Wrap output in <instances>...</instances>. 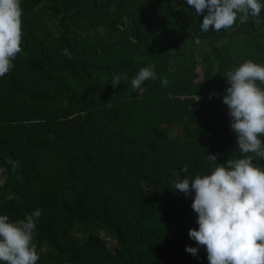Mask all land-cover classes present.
<instances>
[{"label": "trees", "instance_id": "1", "mask_svg": "<svg viewBox=\"0 0 264 264\" xmlns=\"http://www.w3.org/2000/svg\"><path fill=\"white\" fill-rule=\"evenodd\" d=\"M21 7L23 54L0 77V215L15 222L41 211L37 264H209L189 237L199 227L195 193L174 181L211 174L208 154L217 164L244 157L222 98L229 71L264 66V8L205 33L207 10L197 15L187 0ZM149 65L157 79L132 90ZM253 164L264 169V158Z\"/></svg>", "mask_w": 264, "mask_h": 264}, {"label": "clouds", "instance_id": "2", "mask_svg": "<svg viewBox=\"0 0 264 264\" xmlns=\"http://www.w3.org/2000/svg\"><path fill=\"white\" fill-rule=\"evenodd\" d=\"M197 15H204L201 29L220 31L231 29L249 17L258 18L264 4L260 0H187ZM23 9L21 0H0V77L13 68L21 47ZM63 54L69 59L68 49ZM154 65L141 68L131 80L132 90L140 89L147 80H156ZM226 95L222 102L228 107L231 129L236 134L238 149L243 158L228 159L217 164L218 155L208 154L215 165L211 174L196 175L194 179L179 175L174 181L175 191L192 197V209L197 214V229L189 230V237L199 246H205L209 264H264V169L253 164L256 157L264 158V66L246 61L227 73ZM127 79L126 74H113L112 87ZM169 81L161 79L167 86ZM213 95H215L213 93ZM197 102L200 100L196 96ZM15 172L19 162L9 161ZM181 172L187 173L185 166ZM9 200L13 196L7 197ZM39 209L24 219L12 222L0 215V262L2 264H37L39 255L33 243ZM196 256L199 247H186Z\"/></svg>", "mask_w": 264, "mask_h": 264}, {"label": "built area", "instance_id": "3", "mask_svg": "<svg viewBox=\"0 0 264 264\" xmlns=\"http://www.w3.org/2000/svg\"><path fill=\"white\" fill-rule=\"evenodd\" d=\"M215 94V93H214ZM217 96L216 94L213 95V93H209L208 95H206L207 99L210 100L212 99L213 97ZM196 99V97H194Z\"/></svg>", "mask_w": 264, "mask_h": 264}]
</instances>
